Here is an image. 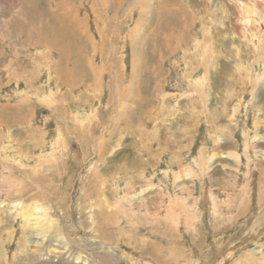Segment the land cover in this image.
Listing matches in <instances>:
<instances>
[{
  "label": "rangeland",
  "instance_id": "1",
  "mask_svg": "<svg viewBox=\"0 0 264 264\" xmlns=\"http://www.w3.org/2000/svg\"><path fill=\"white\" fill-rule=\"evenodd\" d=\"M159 1L0 0V264H264V0Z\"/></svg>",
  "mask_w": 264,
  "mask_h": 264
},
{
  "label": "bare ground",
  "instance_id": "2",
  "mask_svg": "<svg viewBox=\"0 0 264 264\" xmlns=\"http://www.w3.org/2000/svg\"><path fill=\"white\" fill-rule=\"evenodd\" d=\"M32 1V0H31ZM34 1V0H33ZM162 0H160L159 2H161ZM30 3H32V2H30ZM34 3V2H33ZM32 3V4H33ZM27 5V4H26ZM34 5V4H33ZM32 8H33V6H31ZM30 7V8H31ZM162 9H163V6H162ZM161 9V10H162ZM23 10H24V8H23ZM28 10V9H27ZM69 10V9H68ZM37 11V10H36ZM50 11V10H49ZM27 12V11H26ZM29 12H30V9H29ZM60 12V11H59ZM28 13V12H27ZM67 14H70V13H67ZM21 15H23V14H21ZM25 15V14H24ZM24 15H23V17H24ZM30 15V14H29ZM32 16V15H31ZM60 16V15H59ZM22 17V16H21ZM27 17L29 18V16L27 15ZM55 17V16H54ZM17 19V18H16ZM26 19V18H25ZM23 20V19H22ZM30 20H31V18H30ZM57 22L55 21L51 26H50V29H48V31H47V41H48V44H49V47H51V48H53V49H58V51H60L61 52V55H62V57L64 58V61L63 62H65L66 64V66H69V64L70 63H72L73 64V67H72V69H71V73H70V75H75V71H76V66H75V63H77L78 64V61H77V56L79 57V55H78V53L76 54V56H75V59H73V62H71L70 60H71V54L69 53L70 52V49L72 48V47H74V45H76L75 44V39L77 38V40L78 39H80V34L82 35V31L80 30V28H81V25L79 24V19H78V17H77V19H76V16H71V15H66V17L63 15V16H60V17H58L57 18ZM27 21V20H26ZM33 21V20H32ZM75 22V24H74V22ZM22 22V21H21ZM77 22V23H76ZM15 23V22H14ZM19 24H20V22H19ZM18 24V25H19ZM24 24V23H23ZM33 24H36L35 22L33 23ZM82 24V23H81ZM13 25V24H12ZM16 25H17V23H16ZM25 25H27V24H25ZM25 25L23 26V27H25ZM32 25V24H31ZM30 25V26H31ZM11 27H13V26H11ZM10 27V28H11ZM18 27V26H17ZM13 28H15V27H13ZM26 28H27V26H26ZM25 28V29H26ZM35 28V27H34ZM18 29V31H20V32H25V29H23V28H17ZM33 30V29H32ZM35 30V29H34ZM37 31V30H36ZM79 31H80V34H79ZM9 33V32H8ZM16 34V33H15ZM19 34V33H18ZM36 34H38V32L36 33ZM45 34V33H44ZM1 35V34H0ZM10 34H8V36H9ZM11 35H12V32H11ZM24 35V34H23ZM41 35V34H40ZM29 36V35H28ZM15 38H17L16 36H14ZM27 37V36H26ZM14 38V39H15ZM23 38H25V37H23ZM28 39H29V41L31 42V38H30V36L29 37H27ZM43 38H44V36H43ZM18 39V41H19V38H17ZM45 39V38H44ZM1 40V39H0ZM15 41V40H14ZM25 41V40H24ZM23 41V42H24ZM37 41V40H36ZM43 41V40H42ZM1 42V41H0ZM29 43V42H28ZM32 43V42H31ZM36 43V42H35ZM46 43V42H45ZM50 48V49H51ZM77 51V50H76ZM139 56H141L140 54H139ZM61 57V58H62ZM80 59V58H79ZM62 62V61H61ZM76 64V65H77ZM67 68V67H66ZM79 72V71H78ZM77 72V74H79ZM65 74V73H64ZM62 75V74H61ZM69 75V74H68ZM77 77H78V75H77ZM140 99V98H139ZM141 100V99H140ZM139 100V101H140ZM140 103V102H139ZM141 106V108H142V110H144V107L146 106V105H144V104H142V105H139L138 106V109H139V107ZM15 107V106H14ZM121 107L122 108H125V106L122 104L121 105ZM1 115V114H0ZM126 115V114H125ZM2 117V116H1ZM21 117V116H20ZM142 117V116H141ZM23 118V117H22ZM25 119V118H24ZM1 120V119H0ZM3 121V120H2ZM144 121V120H143ZM3 123V122H2ZM0 124H1V122H0ZM4 125V124H3ZM7 125V124H6ZM10 127V126H9ZM10 131V130H9ZM3 138V137H2ZM9 138V137H8ZM8 140V139H7ZM2 141V140H1ZM11 142V141H10ZM1 144H2V142H1ZM135 145V144H134ZM10 146V145H9ZM3 148V147H2ZM143 149V148H142ZM136 150V149H135ZM141 152V151H140ZM145 153V152H144ZM137 156V155H136ZM148 160V159H147ZM153 160V159H152ZM143 163H144V161H143ZM149 163V162H148ZM129 164V163H128ZM139 164V163H138ZM1 165V164H0ZM136 167H137V165H136ZM140 167V166H139ZM122 169H123V167H122ZM5 170V169H4ZM9 170V169H8ZM11 171V170H10ZM126 171V170H125ZM124 171V172H125ZM20 172V171H19ZM97 172V171H96ZM98 173V172H97ZM3 174V173H2ZM2 174H1V176H2ZM0 176V177H1ZM97 176H99V175H97ZM8 177V176H7ZM3 178V177H2ZM142 179V178H141ZM8 182V181H7ZM108 184V183H107ZM14 185V184H13ZM103 185V184H102ZM108 188H109V185H106ZM105 186V187H106ZM112 186V185H111ZM25 188V187H24ZM132 188V187H131ZM104 189V188H103ZM107 190V189H106ZM153 191V190H152ZM7 192V191H6ZM1 196V195H0ZM153 198V197H152ZM154 199V198H153ZM104 200V199H103ZM105 200H107V198L105 199ZM156 200V199H155ZM260 200H261V198H260ZM38 202H40L41 203V201H38ZM164 202V201H163ZM34 203H36V202H34ZM153 204H154V202H153ZM160 204V203H159ZM158 204V205H159ZM37 205H38V203H37ZM156 205V204H155ZM24 206V205H23ZM44 206V205H43ZM42 206V207H43ZM160 206H162V204L160 205ZM39 207V206H38ZM41 207V208H42ZM45 207V206H44ZM106 207H109V208H111L112 207V205L111 204H107L106 205ZM118 208H119V210H118V212H117V216L119 217V216H124V217H129L130 216V214H139V211L140 210H135L134 211V209H131V210H128L127 209V207H126V209H122L121 208V205H118L117 206ZM159 207V206H158ZM38 209H40V207L38 208ZM91 209H92V207H91ZM147 209H149L150 210V208H149V206H147ZM42 211V210H41ZM21 212V211H20ZM29 212V211H28ZM45 213H47V212H45ZM141 213H143L142 211H141ZM145 213V212H144ZM32 214H30V216H31ZM96 214H94V216H95ZM141 215V214H140ZM147 215H148V213H147ZM158 215V219H159V217L161 216L160 215V213L157 211L156 212V214H155V220L157 221V218H156V216ZM29 215H26L25 217H27L28 219H29V217H30ZM139 216V215H138ZM137 216V217H138ZM154 215L152 214V217H153ZM142 217H144V216H142ZM1 218V217H0ZM22 218V217H21ZM139 218V217H138ZM145 218V217H144ZM147 218V217H146ZM145 218V219H146ZM149 218H151V217H149ZM151 219H153V218H151ZM8 220V219H7ZM23 220V219H22ZM28 221V220H27ZM30 221V220H29ZM33 221H34V219H33ZM47 221H49L48 219H47ZM156 221H155V224L154 223H152L153 225L151 226L152 228H153V234H155V232H156V230H154V227H156V224H158V222L156 223ZM159 221V220H158ZM23 222V221H22ZM51 222V221H50ZM49 222V223H50ZM152 222H154V221H152ZM35 224H36V221H35ZM190 226V225H189ZM43 227V226H42ZM44 227H45V225H44ZM43 227V228H44ZM40 228V227H39ZM50 228H52V227H50ZM187 230H189V227H185ZM195 228V226L193 227V226H191V230L189 231V232H191L192 233V237H191V239H195V236L193 235V230L192 229H194ZM52 229H55V236H57V237H55V236H53L52 238H51V236L53 235V234H51L50 232L48 233V232H46V233H44L43 235V238H42V240L44 241V239H48L49 241H54V249L55 250H57L58 249V251H60V252H62V254H60L61 256L63 255V254H67V253H73L74 251H75V249L73 250L70 246H72V245H69V243H67L66 242V240L64 239V236L62 237V236H60V238H59V235H61V231H60V229L58 230L57 228H52ZM45 230H46V228H45ZM45 230H43L44 232H45ZM47 230H48V227H47ZM50 230V229H49ZM173 231V230H172ZM175 232V231H174ZM164 234H169L168 233V230H164L163 231V236H161L162 238H164L165 239V236H164ZM252 233H251V235H250V238L252 237ZM69 239H71V238H69ZM174 241V240H173ZM76 242V241H75ZM46 245V244H45ZM163 246H166V245H163ZM179 246V245H178ZM46 247V246H45ZM153 249H154V251L155 252H157L158 251V249H159V244H158V242L157 241H154V244H153ZM205 249L206 248H202V251H205ZM235 249V248H234ZM237 250V249H236ZM254 251H255V253H254ZM257 249L254 247V248H247V247H245V250H244V252L242 253V255H244L245 256V258H243L245 261H240V256H242V255H239V258H231V260L227 263V264H260V263H258L259 262V259L258 258H256L255 256H256V254H257ZM237 252V251H236ZM41 253H42V251H41ZM45 256L46 255H49V252L48 253H43ZM42 254V255H43ZM231 254V253H230ZM233 254H235V252L233 253ZM233 254H231V255H233ZM75 256H74V258H75V262L76 263H78L79 261H83V259L82 258H84V256H82L81 255V253L80 254H77V252H76V254H74ZM72 256V255H71ZM41 257V256H40ZM43 257V256H42ZM68 257V256H67ZM230 257V255L227 257V259ZM70 258V257H69ZM68 259V258H67ZM69 260V259H68ZM99 260H101L102 262H105V263H107V264H113L110 260H111V258H110V255H108V254H104V255H102L100 258H99ZM99 262V261H98ZM98 264H102V263H98Z\"/></svg>",
  "mask_w": 264,
  "mask_h": 264
}]
</instances>
